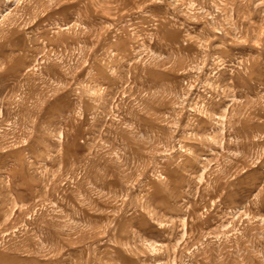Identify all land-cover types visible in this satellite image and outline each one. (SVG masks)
Returning a JSON list of instances; mask_svg holds the SVG:
<instances>
[{"label": "rangeland", "instance_id": "1", "mask_svg": "<svg viewBox=\"0 0 264 264\" xmlns=\"http://www.w3.org/2000/svg\"><path fill=\"white\" fill-rule=\"evenodd\" d=\"M0 264H264V0H0Z\"/></svg>", "mask_w": 264, "mask_h": 264}]
</instances>
